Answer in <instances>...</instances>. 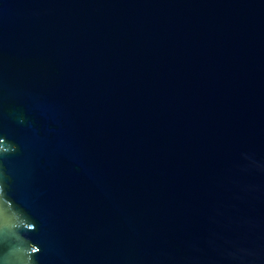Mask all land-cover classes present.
<instances>
[{
  "label": "water",
  "instance_id": "water-1",
  "mask_svg": "<svg viewBox=\"0 0 264 264\" xmlns=\"http://www.w3.org/2000/svg\"><path fill=\"white\" fill-rule=\"evenodd\" d=\"M0 264H264V0H0Z\"/></svg>",
  "mask_w": 264,
  "mask_h": 264
}]
</instances>
